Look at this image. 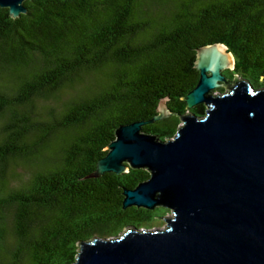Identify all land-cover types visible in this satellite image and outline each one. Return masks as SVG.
<instances>
[{
	"label": "trees",
	"instance_id": "1",
	"mask_svg": "<svg viewBox=\"0 0 264 264\" xmlns=\"http://www.w3.org/2000/svg\"><path fill=\"white\" fill-rule=\"evenodd\" d=\"M0 7V264H74L80 245L151 229L170 210L123 208L147 170L91 179L121 125L175 137L200 80L197 49L223 44L224 75L264 87V0H32ZM225 88L217 91L224 92ZM190 112L204 116L201 104Z\"/></svg>",
	"mask_w": 264,
	"mask_h": 264
},
{
	"label": "water",
	"instance_id": "2",
	"mask_svg": "<svg viewBox=\"0 0 264 264\" xmlns=\"http://www.w3.org/2000/svg\"><path fill=\"white\" fill-rule=\"evenodd\" d=\"M26 1L0 7L17 19ZM195 68L200 80L183 98L189 113L176 136L162 141L143 131L172 115L163 98L153 119L117 128L88 176L147 170L146 181L124 189L123 208L168 209L167 227L84 241L74 264H264V87L224 75L235 59L223 44L198 48ZM201 104L204 116L190 112Z\"/></svg>",
	"mask_w": 264,
	"mask_h": 264
},
{
	"label": "rangeland",
	"instance_id": "3",
	"mask_svg": "<svg viewBox=\"0 0 264 264\" xmlns=\"http://www.w3.org/2000/svg\"><path fill=\"white\" fill-rule=\"evenodd\" d=\"M221 93H223V92H220V91H217V95H220ZM224 93H225V90H224ZM173 215H172V212L170 211V213L168 214V215H166V217L165 218H171ZM167 226L165 225V223L164 222H162V223H158L157 224V226H155V227H153V228H151V229H149L150 231H154V230H157V229H165ZM127 230V229H126ZM125 230V231H126ZM144 230V229H143Z\"/></svg>",
	"mask_w": 264,
	"mask_h": 264
}]
</instances>
